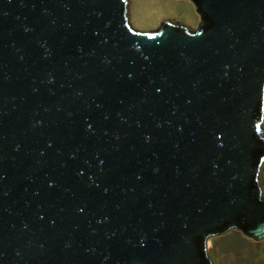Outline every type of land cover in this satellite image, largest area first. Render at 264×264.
Listing matches in <instances>:
<instances>
[{"label": "water", "instance_id": "1", "mask_svg": "<svg viewBox=\"0 0 264 264\" xmlns=\"http://www.w3.org/2000/svg\"><path fill=\"white\" fill-rule=\"evenodd\" d=\"M0 0V264H212L264 238V0Z\"/></svg>", "mask_w": 264, "mask_h": 264}, {"label": "rangeland", "instance_id": "2", "mask_svg": "<svg viewBox=\"0 0 264 264\" xmlns=\"http://www.w3.org/2000/svg\"><path fill=\"white\" fill-rule=\"evenodd\" d=\"M126 1L128 24L138 32L155 30L161 22H171L193 31L199 23L198 15L188 0ZM258 181L264 198V164ZM206 254L212 264H264V238L254 242L236 231H229L208 239Z\"/></svg>", "mask_w": 264, "mask_h": 264}]
</instances>
